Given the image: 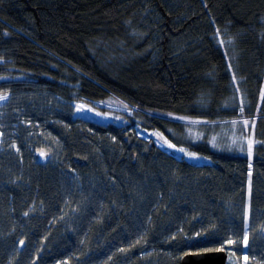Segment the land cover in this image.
I'll return each mask as SVG.
<instances>
[{"label": "trees", "instance_id": "16d2710c", "mask_svg": "<svg viewBox=\"0 0 264 264\" xmlns=\"http://www.w3.org/2000/svg\"><path fill=\"white\" fill-rule=\"evenodd\" d=\"M6 93L23 114L0 151V264H264V0H0ZM57 96L114 100L124 123Z\"/></svg>", "mask_w": 264, "mask_h": 264}, {"label": "rangeland", "instance_id": "374dc122", "mask_svg": "<svg viewBox=\"0 0 264 264\" xmlns=\"http://www.w3.org/2000/svg\"><path fill=\"white\" fill-rule=\"evenodd\" d=\"M0 96H6V99H0V151L6 147H14L16 146L17 142L14 141V137H11V125L9 123V115L13 114L12 117L14 118H21L22 117V110L20 108H13L11 109V105L15 101L17 97L15 94H1ZM44 97L41 103L46 102V96ZM21 99V97H18ZM55 102L67 105V110L72 112L74 118H81V119H90L98 123L108 124L114 123L119 126H122L124 120L122 119L120 113L126 111V107L119 104L116 101L108 100L105 102H95L99 107L93 105L92 102L86 100L80 101H70L63 99L60 96L55 97ZM12 124V123H11ZM14 131V130H13ZM137 135L141 138L150 140L154 139L156 145L161 148L159 145L162 144L165 152L176 156L178 159L187 160L189 162H197L200 165H212L214 161L211 158L206 156H200L196 152H192L190 150H186L185 148H181L173 144L169 139L165 138L164 136H159L156 131L148 130L143 128L142 126H136ZM165 138V139H163ZM169 145H174L175 147H170ZM235 148V147H234ZM183 149V151H180ZM194 154V155H191ZM205 160L202 163V159ZM250 189V183H249ZM249 197L248 201L250 200V190L248 191ZM67 220V219H66ZM249 220H250V205L247 206V226L249 228ZM249 233H246L243 247L244 250L248 248L250 245ZM220 250H225L228 255V264H259L256 258H251L247 253H244L243 256H238L236 253L231 252L225 248H219ZM216 249V250H219ZM215 250V249H214ZM203 252V251H202Z\"/></svg>", "mask_w": 264, "mask_h": 264}, {"label": "water", "instance_id": "95a60500", "mask_svg": "<svg viewBox=\"0 0 264 264\" xmlns=\"http://www.w3.org/2000/svg\"><path fill=\"white\" fill-rule=\"evenodd\" d=\"M225 250L189 252L181 259V264H228Z\"/></svg>", "mask_w": 264, "mask_h": 264}, {"label": "snow or ice", "instance_id": "6c2138e0", "mask_svg": "<svg viewBox=\"0 0 264 264\" xmlns=\"http://www.w3.org/2000/svg\"><path fill=\"white\" fill-rule=\"evenodd\" d=\"M7 97L6 96H0V99H6ZM170 147H175L174 145H169ZM180 151H183V149H180ZM191 155H194V154H191Z\"/></svg>", "mask_w": 264, "mask_h": 264}, {"label": "bare ground", "instance_id": "6f19581e", "mask_svg": "<svg viewBox=\"0 0 264 264\" xmlns=\"http://www.w3.org/2000/svg\"><path fill=\"white\" fill-rule=\"evenodd\" d=\"M159 146H160L161 148H163V147H162V146H163L162 144H160ZM205 158H206V157H204V158L202 159V163H203V161L205 160Z\"/></svg>", "mask_w": 264, "mask_h": 264}]
</instances>
